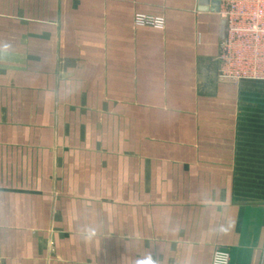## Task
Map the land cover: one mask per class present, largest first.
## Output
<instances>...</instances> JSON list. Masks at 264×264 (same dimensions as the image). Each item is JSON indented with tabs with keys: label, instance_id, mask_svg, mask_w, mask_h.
I'll return each mask as SVG.
<instances>
[{
	"label": "crops",
	"instance_id": "1",
	"mask_svg": "<svg viewBox=\"0 0 264 264\" xmlns=\"http://www.w3.org/2000/svg\"><path fill=\"white\" fill-rule=\"evenodd\" d=\"M223 27L0 0V264H264V80H218Z\"/></svg>",
	"mask_w": 264,
	"mask_h": 264
},
{
	"label": "built area",
	"instance_id": "2",
	"mask_svg": "<svg viewBox=\"0 0 264 264\" xmlns=\"http://www.w3.org/2000/svg\"><path fill=\"white\" fill-rule=\"evenodd\" d=\"M213 12L223 23L217 55V77L224 83L264 80V0H218ZM162 17L134 15L135 25L163 28ZM211 264H229V253L217 249Z\"/></svg>",
	"mask_w": 264,
	"mask_h": 264
},
{
	"label": "water",
	"instance_id": "3",
	"mask_svg": "<svg viewBox=\"0 0 264 264\" xmlns=\"http://www.w3.org/2000/svg\"><path fill=\"white\" fill-rule=\"evenodd\" d=\"M218 4V0H198V10L215 12L218 9Z\"/></svg>",
	"mask_w": 264,
	"mask_h": 264
},
{
	"label": "rangeland",
	"instance_id": "4",
	"mask_svg": "<svg viewBox=\"0 0 264 264\" xmlns=\"http://www.w3.org/2000/svg\"><path fill=\"white\" fill-rule=\"evenodd\" d=\"M135 14H143V13H135ZM134 14V15H135ZM143 15H145V16H149V17H156L155 15H147V14H143ZM217 15V14H216ZM218 16V15H217ZM158 17H162V16H158ZM219 17V16H218ZM163 18V17H162ZM220 19V18H219ZM163 20H164V18H163ZM221 20V19H220ZM164 24H165V20H164V23H163V28H164ZM133 25L135 26V27H145V26H147V27H152V26H149V25H141V26H137V25H135L134 24V19H133ZM154 28V27H153ZM163 28H161V29H159V30H162ZM156 29V28H155ZM235 85V84H234Z\"/></svg>",
	"mask_w": 264,
	"mask_h": 264
}]
</instances>
